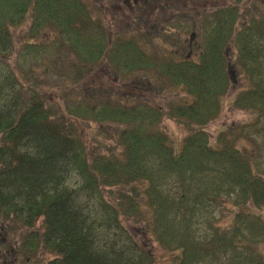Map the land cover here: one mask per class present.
Returning <instances> with one entry per match:
<instances>
[{
    "label": "trees",
    "instance_id": "1",
    "mask_svg": "<svg viewBox=\"0 0 264 264\" xmlns=\"http://www.w3.org/2000/svg\"><path fill=\"white\" fill-rule=\"evenodd\" d=\"M242 1L205 18L209 28L196 58L155 63L129 40L109 42L82 0H0V225L11 234L42 220L40 231L25 235V257L53 256L45 264H156L122 223V217L142 219L145 207L147 232L171 254L169 264H264V166L237 128L214 141L205 130L231 88L223 50L240 21L233 70L247 88L232 107L250 113L255 121L247 127L264 138V0L249 1L240 16ZM31 6L34 19L15 54L10 29ZM47 30L81 64L74 73L67 65L66 84L75 93L64 113L51 107L36 73L46 64L40 62L45 45L32 39ZM103 62L117 79L131 71L156 79L123 82L129 92L79 89ZM165 88L184 96L166 107L145 98ZM163 119L187 131L178 146L160 129ZM72 120L112 127L107 136L114 146L91 148Z\"/></svg>",
    "mask_w": 264,
    "mask_h": 264
},
{
    "label": "rangeland",
    "instance_id": "2",
    "mask_svg": "<svg viewBox=\"0 0 264 264\" xmlns=\"http://www.w3.org/2000/svg\"><path fill=\"white\" fill-rule=\"evenodd\" d=\"M82 1L86 4L93 18L102 20L107 29V38L116 39L119 37L124 40H131L133 44L139 43L141 48L149 56L154 57L156 61H171V59L176 60L185 56L196 57L199 49L198 45L206 34V29L209 28L208 23L204 21L207 17L206 14L229 6L227 4L228 0H151L136 8H131V6L123 7L121 0ZM257 1L259 2V0ZM116 3L117 6L114 7ZM245 4L246 6L248 5V3ZM245 4L241 6V9L244 8ZM28 20L29 18L24 25L12 31L14 47L24 41L23 36L26 34ZM48 35H50L48 32H41L39 35V42L45 45L40 56V62L42 63L43 59L46 64L41 65L42 68L36 67V73L39 71L44 81V86L49 88L44 89L43 93L52 102L51 107L57 106L64 113V106L68 102V95H74L75 93L70 88V85L66 84L65 73L67 65L70 67L72 73H74L81 67V64L78 63L76 55L69 51L67 44L68 52L64 49L63 44L58 49L52 37L50 38V43L44 41V37ZM151 37H153V41H151ZM57 41L63 42L59 38ZM232 44L227 49L229 56L236 53ZM14 60L15 56L11 57L10 63L12 64ZM131 72L136 73H131L122 79H117L114 75L109 74L103 62V64H99L93 69L92 74L79 85V89L95 88L101 90L104 94L109 90L120 93L129 92V89L125 86L134 81L137 76L148 79L147 81L150 83L156 79L154 75L148 72ZM140 73L144 74L140 75ZM64 85L67 87L63 88ZM243 87H245V84L241 82H236L233 85L232 90L223 100V106L218 119L208 124L205 130L210 139L214 141L220 131L237 128V133L241 136L244 146L248 150H253L258 163L264 166V144L261 145L264 138L263 134L259 133L260 124L257 125L259 136L252 135L251 132L254 128L249 129L247 126L251 122H254L255 119L247 111L236 110L231 107L232 100ZM130 88L134 91L132 87ZM182 96L183 94L178 89L165 88L162 95L158 94L156 97L145 96V98L153 104L160 103L166 107L173 101H179V98ZM102 101L106 103L105 99ZM72 121L78 133L83 138H88L87 141L91 148L96 149L95 146H98L101 148V152H105V148L114 146V139L107 136V134L111 135L114 132L112 127L104 125L100 128L98 125H91L89 122ZM242 128H244L247 134L251 135L245 137V133H240V129ZM160 129L167 134L171 143L177 146L187 135V131L182 126L169 119H163ZM105 195L106 197L108 196L107 194ZM108 199L111 200V198ZM141 213L143 218L140 220L122 217L123 225L145 249L156 257V264H169L171 262V254L164 252L145 230L150 224V217L145 207L141 210ZM260 214L264 218V209ZM37 226H40V222H38ZM16 238L18 239L19 236H16ZM12 253L11 251L10 255ZM49 259L47 256L43 258L36 256L29 264H39ZM20 263V260L16 261L12 256L6 261V264Z\"/></svg>",
    "mask_w": 264,
    "mask_h": 264
},
{
    "label": "flooded vegetation",
    "instance_id": "3",
    "mask_svg": "<svg viewBox=\"0 0 264 264\" xmlns=\"http://www.w3.org/2000/svg\"><path fill=\"white\" fill-rule=\"evenodd\" d=\"M8 246L6 239L2 237L0 233V264H6L8 256L10 255V252H8L7 249Z\"/></svg>",
    "mask_w": 264,
    "mask_h": 264
}]
</instances>
